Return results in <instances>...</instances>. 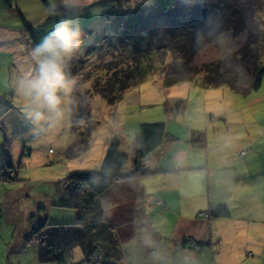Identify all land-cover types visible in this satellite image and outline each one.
Listing matches in <instances>:
<instances>
[{"label":"rangeland","instance_id":"1","mask_svg":"<svg viewBox=\"0 0 264 264\" xmlns=\"http://www.w3.org/2000/svg\"><path fill=\"white\" fill-rule=\"evenodd\" d=\"M152 1L100 0L86 9L68 7L67 12L31 6L28 9L31 16L27 13L30 16L28 26L34 36L36 50L28 48L26 42H22L20 56L5 50V54L1 55L0 97L6 113L0 116V167L5 163L1 160L9 153L15 167L10 170L9 176L17 179L0 181V214L5 219L4 222L0 219V264H56L39 262L37 243L27 244L25 235H28L31 229L30 220L36 217L34 223H37L39 216L43 215L45 220L48 217L47 220L51 224L64 226L75 223L72 208L60 207L61 204L69 206L71 203L67 198L59 197L61 194L58 193H63L67 180H60L58 176L66 170L73 173H81L82 170L95 173L97 170L91 165L94 156L86 160L82 167L80 160L82 152L74 158L61 155L75 140L70 120V93L76 84L80 87V92L88 94L93 89L95 79L104 82L109 74L105 69L109 61L119 63V67L124 66L125 60H122L124 53L121 55L122 46L119 44L116 29L111 26L105 14L109 10L130 9L135 20H140L144 26L142 28L148 31L149 21L152 19L147 18L152 14L149 12L139 18L137 6L145 7ZM209 1L177 0V7L182 16H190L196 9L200 17L203 13L209 16L207 9L204 8ZM247 1L252 7L254 26L256 29L264 30V0ZM233 10L232 8L229 11H218L216 21L209 17L206 24V34L209 36L199 41L200 45L190 62L193 67L201 68L207 63L222 60L244 47L247 35L235 32L233 28V25H236L235 13L239 12V9L234 14ZM18 26L21 29L26 28L21 20ZM82 28H91L94 34L74 47L64 44L60 29L70 33ZM263 38L264 35H261L260 42ZM251 45L252 43L247 44L246 48L249 51ZM91 46L96 49L87 57L86 53ZM109 46L113 48L114 55L108 54ZM173 56L171 52L167 54L161 52L153 57L154 62L149 58L146 64L153 68L152 65L157 66L158 59L162 57L164 63L169 65L175 60ZM71 58L85 60L77 77H71L66 70V64ZM259 61L264 65V51L259 54ZM197 75L196 79H199L202 74ZM261 86L264 87V78ZM263 87L258 94L251 91L246 95L232 90L226 84L204 88L198 81L182 82L166 89L162 87V75L159 71L150 72L135 89L123 95L122 101L115 107L109 106L100 96L92 93L95 96L92 97L90 111L97 123L88 140L89 146L96 130L101 138H106L109 133H115L125 139L124 146L131 154L138 123L167 122L172 124V128L176 127L181 135L182 132L188 134L187 131L191 128L201 130L199 132L205 136V143L201 138L203 145L205 144L211 153L214 152L210 157L221 159L220 153L228 149L242 148L243 144L249 142L252 144L262 142L259 133L264 132V101L255 105L252 99L264 95ZM126 95L131 97L133 102L136 97L139 103L127 102ZM177 99L185 100L184 115L169 121L164 103ZM160 118H164V121H158ZM6 121L12 123L13 127H18L13 129L11 135L7 133V128L3 124ZM57 200H59L57 208L62 211L54 210L49 215L52 202L55 203ZM35 204L40 210L33 208ZM101 208L104 216L102 204ZM90 226L86 221V229ZM83 235L85 237L90 235L89 239L93 243L105 245L107 248L112 244L109 242L110 236L106 229L96 230L88 235L85 232ZM115 239L122 254L120 264H128L121 250L119 238ZM18 240L19 248L15 249L14 245ZM71 242L73 246L68 262L79 263L84 260V250L80 244ZM109 262L112 263V260L109 259Z\"/></svg>","mask_w":264,"mask_h":264},{"label":"crops","instance_id":"2","mask_svg":"<svg viewBox=\"0 0 264 264\" xmlns=\"http://www.w3.org/2000/svg\"><path fill=\"white\" fill-rule=\"evenodd\" d=\"M99 1L14 0L8 5L0 0V57L5 54L4 50L20 56L22 42L36 50L26 29L30 28L28 18L31 12L28 9L31 6L67 12L68 7L86 9ZM20 20L26 28L18 26ZM262 87L255 90V94ZM126 96L127 102L139 103L136 97L133 102ZM263 101L264 95L252 99L255 105ZM5 113L0 97V116ZM179 115L183 116L184 111ZM179 115L167 117L170 121ZM158 121H164V118ZM3 124L10 135L18 128L8 121ZM166 130L169 141L141 161L140 170L144 175L121 180L99 197L106 222L119 238L128 264H264V132L259 133L262 142H249L242 148L228 149L220 153V159L210 157L214 152L203 145L205 136L199 132L201 130L191 128L188 134L182 132L181 135L167 122ZM114 136L119 138L120 148L128 156L122 174L134 172L136 135L130 154L124 146V138L115 133L101 138L97 130L87 153L80 159L82 167L94 156L91 165L98 173L109 141ZM66 150L62 156L66 155ZM241 152L245 153L240 155ZM11 159L15 168L12 156ZM71 173L66 170L58 178L67 180ZM58 194H61L60 198H67L65 191ZM58 201L52 202L53 211L49 209V215L54 210L62 211L57 208ZM33 208L40 210L36 204ZM220 209H225L228 215L219 216L217 211ZM73 211L76 220L77 213ZM205 213L210 217L206 219ZM43 217L39 216L37 223H34L36 217L30 220L29 234L38 223H50L48 217L46 220ZM0 219L5 220L1 214ZM189 239L196 242L197 247L190 246ZM14 247L19 248V240Z\"/></svg>","mask_w":264,"mask_h":264},{"label":"trees","instance_id":"3","mask_svg":"<svg viewBox=\"0 0 264 264\" xmlns=\"http://www.w3.org/2000/svg\"><path fill=\"white\" fill-rule=\"evenodd\" d=\"M4 1L10 5L14 0ZM248 2L247 0H210L204 7L209 16L203 13L200 17L198 9L190 16H182L177 7V0H153L148 6H137L139 7L137 9L140 14L139 18L149 12L152 14L147 18L152 19L149 21L150 29L148 31L142 28L144 26L140 20H135L133 11L130 9L109 10L105 17L116 29L119 44L122 46L121 55L124 53L122 60H125V63L124 66L119 67V63L109 61L105 67L109 73L108 76L104 82L95 79L93 89L88 94L80 92L81 89L77 84L72 88L70 120L75 140L66 150V157L74 158L80 152L84 154L88 151V140L97 123L90 111L92 97L98 95L109 106L115 107L122 101L123 95L135 89L150 72L159 71L162 75V87L166 89L182 82L198 81L204 88L226 84L242 95L258 90L264 78V65L259 61V54L264 51V38L260 42L264 30L256 29L254 26L255 19L252 15V7ZM232 8L234 9L233 14L239 9V12L235 13V15L237 14L236 25H233V28L238 34L246 33L244 47L222 60L207 63L201 68L193 67L190 62L200 45L199 41L209 36L206 34L207 20L210 17L211 20L216 21L218 11H229ZM27 29L30 31L34 45L37 46L31 29L28 27ZM93 34L94 30L91 28H82L70 33L60 29V36L64 44L69 47L76 46ZM194 37L200 39L194 40L192 39ZM249 43H252L250 51L246 48ZM260 48L261 50H259ZM95 49L94 46H91L86 53L87 57L91 56ZM107 52L115 54L111 46ZM161 52L164 54L173 53L175 60L166 65L161 57L158 59L157 66L152 65L153 68L146 64L149 58L154 62L153 57ZM84 62V59L78 58H71L67 62L66 70L71 77L79 75ZM197 74H202L199 79H196ZM164 108L166 115L173 118L184 111L185 100L165 101ZM166 141H169V136L165 122L140 123L135 136L134 172L129 175L122 174L128 156L121 150L119 138L114 136L109 141L98 173L77 172L72 174L63 189L71 205L63 206L61 204L60 207H70L75 210L77 213L76 222L64 226L38 223L25 239L27 244L37 243L39 262L71 264L68 262V256L73 246L71 241H75L74 243L80 244L84 250V260L73 264H83L84 262L86 264H120L122 254L112 227L104 219L99 197L121 180L134 179L144 175L140 170L141 161ZM4 161L3 167H0V181H13L14 178L9 176L10 170L13 169L9 153L6 154ZM217 214L226 216L228 212L225 209H220ZM86 221L89 226L91 225L89 229H86ZM104 229L108 230L109 242L112 243L110 248L108 247L109 249L107 246L95 244L89 239L90 232L93 234L96 230L103 231ZM85 232L88 237L83 235ZM109 259L112 260V263L109 262Z\"/></svg>","mask_w":264,"mask_h":264},{"label":"built area","instance_id":"4","mask_svg":"<svg viewBox=\"0 0 264 264\" xmlns=\"http://www.w3.org/2000/svg\"><path fill=\"white\" fill-rule=\"evenodd\" d=\"M244 153H245V152H241L240 155H243ZM204 217L207 219V218L210 217V214H209V213H205V214H204ZM188 243H189L190 246H192V247H197L196 242L192 241L191 239L188 240Z\"/></svg>","mask_w":264,"mask_h":264}]
</instances>
